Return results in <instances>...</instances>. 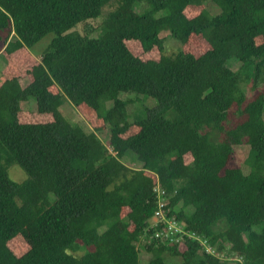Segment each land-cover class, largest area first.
I'll return each mask as SVG.
<instances>
[{"label": "trees", "instance_id": "trees-1", "mask_svg": "<svg viewBox=\"0 0 264 264\" xmlns=\"http://www.w3.org/2000/svg\"><path fill=\"white\" fill-rule=\"evenodd\" d=\"M48 35L24 83L0 72V264H264V0H0V56ZM192 36L209 48L166 52ZM139 96L157 104L132 121ZM30 100L52 120L21 123ZM71 103L109 144L64 115ZM243 144L247 172L230 166ZM12 165L27 178L12 180ZM168 220L196 238H157ZM18 236L21 256L8 246Z\"/></svg>", "mask_w": 264, "mask_h": 264}, {"label": "rangeland", "instance_id": "rangeland-1", "mask_svg": "<svg viewBox=\"0 0 264 264\" xmlns=\"http://www.w3.org/2000/svg\"><path fill=\"white\" fill-rule=\"evenodd\" d=\"M113 7L115 6H110L109 8H106L105 12H110V10ZM203 7L204 5L188 7L185 10V14L187 17H194L195 15L201 12ZM205 7L209 9L211 12H215L216 10L215 7H213V5L210 3H206ZM137 9L140 10L143 8L141 6V7H137ZM99 23L100 21L96 20V21H91L88 24L97 27ZM86 28H88V25L82 24L77 29L80 32L84 33ZM51 39L52 36L48 35L31 49L22 48L12 54L5 53V55L0 56V72L5 73V70H7L8 68V71L12 73L11 76L19 75L24 83L25 80L24 78H27L29 76L28 75L29 69L40 61V59L36 58L35 55L42 53L48 47ZM261 42L262 39L260 38L256 40L257 44H260ZM127 44L130 47V49L133 51L134 55L142 60H149V59L158 60L160 58L161 53L157 48L145 52L142 49L139 42L131 41V42H127ZM165 47H166V52L169 54L173 53L174 51L183 50L185 52L193 53L195 55H199L209 48V46L200 36H192L186 44H180L177 41L168 39L165 43ZM4 49H5L4 44L0 42V53ZM16 68L17 71L19 72L15 71ZM6 75H8V72H6ZM52 90L57 91L55 87H53ZM156 104H157V100L154 98L148 96L137 97L135 102L129 105V109H128L129 113L130 114L131 112L134 113L131 114V120L133 121L136 117L143 116L146 107H152L155 106ZM22 108L24 111L23 114L25 115L23 116L21 115L20 117H18V120L21 123H33V122L42 123L52 120V115L39 114L36 111V105L34 100H30L29 102L22 104ZM63 113L68 119L83 124L86 128L95 131L105 144H109V140H110L109 129L104 125L103 121L101 119H98L95 113L91 111L89 108H87L85 105L83 104L76 105L72 103L66 104L63 107ZM136 131L137 129H135V127H132V129L128 131L126 135H130ZM234 150L235 153L231 158L230 166L244 168V161L248 155L249 147L246 144H243L235 147ZM185 160L186 163H189L192 161V157L190 155H187L185 157ZM244 170L247 172L246 168H244ZM9 176L12 180L17 182H21L27 178V174L25 173V171H23L18 166H14V165L9 167ZM153 220H155V218ZM8 246L11 249V251L17 256H21L29 249L27 242L21 236H18L13 240H11ZM150 258L151 256L149 255L142 257L144 262ZM179 262H180L179 258L168 257L169 264H178Z\"/></svg>", "mask_w": 264, "mask_h": 264}, {"label": "built area", "instance_id": "built-area-1", "mask_svg": "<svg viewBox=\"0 0 264 264\" xmlns=\"http://www.w3.org/2000/svg\"><path fill=\"white\" fill-rule=\"evenodd\" d=\"M157 191L163 193L160 188L159 185H157ZM162 206V205H161ZM163 215V209H160L159 212H157L156 216L154 217L155 220H153L154 223H157L159 220V217ZM169 223V228L167 230V232H159L156 234V237H165V238H169L170 242L169 245H176V244H182L184 243V238L185 236H187L188 238H196L194 233H191L190 231H187L183 225H176V222L172 221V220H168ZM200 243L202 245H205L207 252L209 253H214V249L207 245L205 241H201L199 240Z\"/></svg>", "mask_w": 264, "mask_h": 264}]
</instances>
